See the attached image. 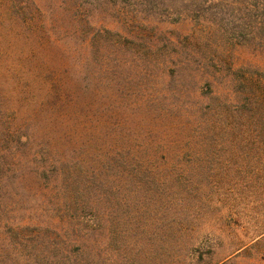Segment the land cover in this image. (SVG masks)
<instances>
[{
    "label": "rangeland",
    "instance_id": "1",
    "mask_svg": "<svg viewBox=\"0 0 264 264\" xmlns=\"http://www.w3.org/2000/svg\"><path fill=\"white\" fill-rule=\"evenodd\" d=\"M176 3L179 7L180 1ZM132 12L121 13L104 0H0V264H264V238L258 237L264 231V182L255 176L264 168L250 146L235 147L247 146L251 120L218 121L208 135L195 129L173 138L165 135L167 116L149 115L163 106L177 115L200 103L205 78H182V59L162 55L179 50L180 37L194 40L204 28L190 18L175 23V11L146 14L138 23ZM136 26L143 27L142 41L160 47L159 53L149 56L144 43L138 58L133 44L120 49L114 37L95 35L107 29L128 38ZM218 26L210 44L192 42L187 50L215 53L199 60L214 72L221 65L216 53L224 52L223 59L230 58L227 63L235 70L252 67L264 79V53L218 42L223 41ZM168 41H175V48H166ZM198 65L191 62L190 68ZM227 69L225 65L215 85L229 79ZM172 71L177 78L169 83ZM93 74L100 92H113V105L122 107L123 112L115 111L120 124L111 145L121 147L125 142L119 138L125 134L133 138L130 142L148 140L153 135L144 136L147 131L155 134L154 145L174 143L171 148L154 146L160 149L156 165L147 173L119 175L113 191L101 187L100 178L111 179L115 172L100 176L98 171L97 181L89 171L87 180L98 189L100 201L78 188L82 182L67 189L69 175L54 166L73 159L74 147L87 143L84 126L76 129L79 139L69 138L77 109L69 97L72 93L79 102L87 100L82 83L92 82ZM185 120L196 127L194 120ZM88 124L95 131L107 127ZM102 141L95 139L91 147ZM82 155L87 169L92 155L84 150ZM91 201L97 202L95 210L113 208V214L91 212ZM74 203H83L85 211ZM187 213L195 221L185 236L181 223ZM82 216L92 228L101 220L106 229L75 238L79 249L71 245L70 217L78 223ZM188 235L194 237L190 249L185 246Z\"/></svg>",
    "mask_w": 264,
    "mask_h": 264
},
{
    "label": "trees",
    "instance_id": "2",
    "mask_svg": "<svg viewBox=\"0 0 264 264\" xmlns=\"http://www.w3.org/2000/svg\"><path fill=\"white\" fill-rule=\"evenodd\" d=\"M177 1H180L179 7L176 5ZM104 2L111 4L121 13H125V10L131 9L133 11V21L136 23H138V19L142 18L143 15L148 14L149 16H154L165 9L167 12L175 11L178 13L176 15L177 18L175 20L173 19L175 23L190 18V20L195 21L201 28H204V32L201 31L198 33L194 40L188 36L180 37V43L178 44L179 50L175 48V41H168V43H166V48L175 49L168 50L162 55L163 59L165 60H168L169 58H172V60L182 59V65L178 71L182 78L189 77L193 82L196 78H205V82L203 84L205 86L200 88V93L197 97L198 102L200 103L196 107H187L186 109L184 108L179 110L177 115H174L175 111L168 108L167 106L152 108L151 111H149V115L150 117H156V114H154V112H156L160 113L161 116H167L165 135L173 138H177L185 134H191L195 132V129L208 135L215 128V124L218 123V121L234 122L238 120H251V136L244 139V141L247 143V146L240 147L235 145V147H237V150H239L250 146L254 151L257 152L259 163L264 168V79L262 78L260 71L252 69V67H243L240 70H235L231 62L230 64L227 63L230 58L225 61L223 59L224 52L219 51V53L216 54L218 58L221 59L219 60L221 65L216 66V69L219 70L214 72L210 70L208 62L203 61L201 63L199 60L200 58L206 60L208 56L213 57L215 56V53H211V50L208 53L195 52L193 49L192 51L187 50V46L192 44V42L195 43V46L210 44L211 40H214L216 36L214 35V27L215 25L220 24L218 29H220L219 33L223 38V41L218 42H224L228 45L230 44V47L251 46L264 53V0H104ZM143 31V27L140 28L136 26L132 31H130L132 34L128 38L122 36L120 33L112 32L107 29L99 30L98 32L96 31L95 35L97 34V39L106 36L114 37V44L120 49L124 48L125 44L128 42L133 44V46H135L134 56L138 58L141 56L139 52L140 45L144 43H146L148 46L147 48L149 49V56L159 53L161 51L160 47L157 45L155 46L147 41H142L141 35ZM233 38L234 40H237L236 43H233ZM145 39L146 37L144 36L143 40ZM122 40H124V42ZM191 62H197L199 64L198 67L191 69ZM225 65H227L228 69L230 70V77L229 79L222 82L224 85H215L214 80L217 78V76H221L223 71H225ZM187 67L188 70L183 75L184 70ZM171 73L172 77L169 80V83H172V78L173 80L177 78V75H175L174 71ZM96 80V74H93L92 82H87L85 85L82 83V91L87 97V100L84 102H79L72 95V93L69 97L71 98L70 104H72L75 108L77 107V109H74L71 116V118L76 121V126L73 127L75 128L73 129V132L69 133V138L71 141L79 139V137L75 138L76 134L78 136L76 129H78V127L81 128L84 126L86 128V134L89 136L86 137L87 143L84 141L82 145L79 146V148L74 147L72 150V155L74 157L73 159L67 161L58 160L54 166L58 173H66L67 176L69 175V180H67V189L70 187V185H72V187H77L78 184L82 182L78 188L83 187L85 192L93 195V199H99L98 201H100L101 197H98L101 194L97 192V188L93 189L88 181L90 180L89 178H91V172L94 176L93 180H97V176L99 175L97 174L98 171H101L100 176L103 174L105 175L106 172H115V175L112 173L111 179L109 178L106 180V178H100V182L102 183L100 186H108V188L113 191V186L117 184L119 175L122 174L125 176V178H128L130 174L132 175L133 173L149 172L151 167L157 163L156 160L158 156L154 155L158 154V151L160 150L158 147L171 148L174 143L170 144L169 142L168 146L154 145L153 139L155 134L151 131H147L143 134L144 136L150 138L153 135L148 140H135L130 142L129 140L133 138L129 139L127 138L129 134H125L123 138H119L125 142L122 143L121 147L117 145L114 147L111 145L110 142H113L112 136L114 137V132L118 131L120 124V120L118 119L117 113L115 111H122V107L113 105L114 101L112 100L113 98L117 97L116 95H112L113 92L107 95H105L103 92H100L99 86L95 82ZM223 86H225L224 90L222 89ZM203 100H206V102L208 101L209 104L203 105ZM230 106L231 109L229 108ZM246 108H248L247 111ZM128 110L134 111V108ZM179 112L182 113L183 116H181ZM124 113L127 115L125 111ZM177 116L182 117L180 121L178 120L179 118H177ZM187 118L194 120L196 127H190V125H188L190 120H185ZM157 120L164 124L159 118L155 121ZM91 121L97 127H101L103 123L107 127L106 129H100L98 131L91 130L88 124ZM85 123H87V125ZM233 134H236V132L233 131ZM97 138H103V141L97 144L95 147H91L93 141H95ZM241 139L242 137H240L238 140L243 141ZM248 142L250 143L248 144ZM84 147H86V149H82ZM83 150L86 154L92 155V161H90V165L87 167V169L84 165V158L82 155ZM94 161L95 166L93 165ZM85 164L87 165V163ZM89 171L91 172L89 173ZM255 176L256 178H260L259 181L264 182V169ZM207 177H210V175ZM155 181L156 180L152 181V183H157ZM80 194H82V191ZM72 195L77 196L78 193H72ZM73 199L74 198L72 197V200ZM95 203H92V201L91 203H87L89 204L88 209H91V212H98L102 216L107 217L113 214V208L104 210V212L102 210H95L96 206L92 205ZM81 204L74 203V206H79L77 209L82 208L81 211L86 209L80 207ZM89 220V218L87 220V216H82V219H79L77 223L74 217H70V223L72 225L71 238H74L71 241L72 247H79L80 249L81 247L80 244H77V240L79 238L81 239V236L86 234H95L96 232L102 233L106 229H104V227L102 228L101 220L100 224L98 223L97 226L92 228L90 224L93 223H90ZM194 221L195 219L189 213H187L186 218L182 219L181 225L185 236L188 232L191 233L194 227ZM84 225L86 226V229ZM192 235L187 236L190 241H188V243L185 245L189 249L192 247L194 240ZM258 237L264 238V231ZM260 243H262V241Z\"/></svg>",
    "mask_w": 264,
    "mask_h": 264
}]
</instances>
